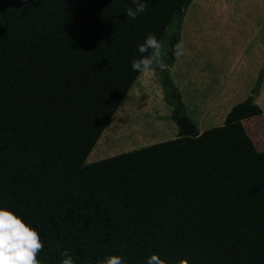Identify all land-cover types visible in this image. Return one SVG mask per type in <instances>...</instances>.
Listing matches in <instances>:
<instances>
[{"label": "trees", "instance_id": "obj_1", "mask_svg": "<svg viewBox=\"0 0 264 264\" xmlns=\"http://www.w3.org/2000/svg\"><path fill=\"white\" fill-rule=\"evenodd\" d=\"M146 2L132 20V0H0V206L37 231L43 264L65 250L75 264L107 254L145 264L153 253L166 264H264V213L239 216L240 197L225 209L240 121L262 113L252 102L262 74L223 124L200 132L168 67L157 70L177 137L85 163L138 75L137 44L160 40L190 0ZM255 155L262 186L251 201L264 203Z\"/></svg>", "mask_w": 264, "mask_h": 264}, {"label": "crops", "instance_id": "obj_2", "mask_svg": "<svg viewBox=\"0 0 264 264\" xmlns=\"http://www.w3.org/2000/svg\"><path fill=\"white\" fill-rule=\"evenodd\" d=\"M177 35L185 54L173 57L168 70L185 114L200 132L223 124L231 108L250 95L260 74L252 102L262 113L240 125L245 129L247 123L264 116V0H190ZM157 78V72L153 77L138 74L110 119L119 116L114 128L122 124L127 138H145L142 144L125 150L177 137L178 126L169 118L172 107L168 105V112L165 109ZM159 101L162 107L155 110L153 104ZM100 154L96 151L90 162L104 157Z\"/></svg>", "mask_w": 264, "mask_h": 264}, {"label": "rangeland", "instance_id": "obj_3", "mask_svg": "<svg viewBox=\"0 0 264 264\" xmlns=\"http://www.w3.org/2000/svg\"><path fill=\"white\" fill-rule=\"evenodd\" d=\"M176 22H177V17H174L172 21L170 22V24L168 25V27L165 28L164 35L159 40L164 45V48H163L164 54L162 56L163 63H167L168 61L169 39H170V35L173 33ZM169 66H168V69H169ZM159 75H160V72L159 73L157 72L158 78H159ZM163 97L164 99L163 98L162 99H163V102L165 103L164 107L168 112V105H170L171 107L172 105L169 104L168 101L166 100L164 90H163ZM153 107L155 110H160V107H162L161 102L160 101L157 103L154 102ZM137 108H140V107H134V110H136ZM171 114H172V111L170 112L169 118L173 120L171 118ZM118 117L119 116H117L116 114L112 118V120L109 122V124L103 129L104 131L102 132L101 136L98 139V144L96 145L94 150L90 153V156L86 158V161L88 160L87 162H90V159L92 157H96V156H93L95 155L96 151L99 154L101 153L98 156H104L101 158L103 159V158H107V157L119 154L120 152H128L134 149H138V148H132L129 150H125L130 147L138 146L142 144L143 142H145V138L137 139L136 137H132L133 135L127 138V134L125 133L124 127L122 124H119L118 127L114 128L115 124L118 123L119 121ZM242 128H240V130H237V133L235 134V141L233 145L234 146V157L232 159L231 165L227 172V183L225 187V209L226 210L228 208L229 203L233 199L240 197L245 200H248V201L238 200L236 202V205L237 204L240 205L239 206L240 208L239 216L244 215V209L246 210L247 213L250 211L252 212L258 211L259 213H264V209H263L264 203L252 202V201L259 200L260 193H261V186H262L261 179L257 177L258 174H260L258 171L259 170V157L257 158L255 154L264 152V116L256 118V120H252L251 122L247 123L245 129L244 128L242 129ZM244 136L247 137L246 139L248 140L249 144L244 143V141L242 142ZM105 138L107 139L106 142H104ZM119 150H125V151L114 153ZM232 202L234 203V201ZM229 211L230 210L228 209L227 213Z\"/></svg>", "mask_w": 264, "mask_h": 264}, {"label": "clouds", "instance_id": "obj_4", "mask_svg": "<svg viewBox=\"0 0 264 264\" xmlns=\"http://www.w3.org/2000/svg\"><path fill=\"white\" fill-rule=\"evenodd\" d=\"M34 0H24L29 6ZM134 7L124 10V15L135 20L144 13L146 0H132ZM164 45L154 35L148 34L142 43H138L136 51L138 57L130 61L133 72L144 77H153L157 70H165L168 66L163 63ZM185 54L183 41H177L172 46V55L181 57ZM43 241L37 231L27 224L22 217L7 207L0 206V264H43L37 258V253L43 247ZM59 264H75L73 257L67 250L61 253ZM98 264H129L127 258L121 255L107 254ZM145 264H166L156 253L145 258Z\"/></svg>", "mask_w": 264, "mask_h": 264}]
</instances>
